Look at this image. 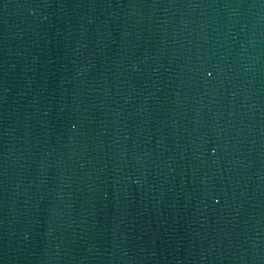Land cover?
Listing matches in <instances>:
<instances>
[{
  "label": "water",
  "instance_id": "obj_1",
  "mask_svg": "<svg viewBox=\"0 0 264 264\" xmlns=\"http://www.w3.org/2000/svg\"><path fill=\"white\" fill-rule=\"evenodd\" d=\"M0 264H264V0H0Z\"/></svg>",
  "mask_w": 264,
  "mask_h": 264
}]
</instances>
